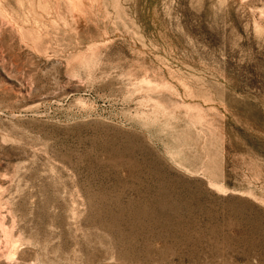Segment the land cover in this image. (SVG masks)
<instances>
[{
  "label": "rangeland",
  "instance_id": "rangeland-1",
  "mask_svg": "<svg viewBox=\"0 0 264 264\" xmlns=\"http://www.w3.org/2000/svg\"><path fill=\"white\" fill-rule=\"evenodd\" d=\"M0 264H264V0H0Z\"/></svg>",
  "mask_w": 264,
  "mask_h": 264
}]
</instances>
